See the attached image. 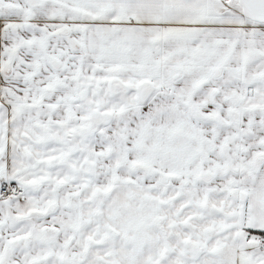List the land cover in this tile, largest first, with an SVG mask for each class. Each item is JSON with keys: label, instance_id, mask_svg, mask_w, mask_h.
<instances>
[{"label": "snow or ice", "instance_id": "6c2138e0", "mask_svg": "<svg viewBox=\"0 0 264 264\" xmlns=\"http://www.w3.org/2000/svg\"><path fill=\"white\" fill-rule=\"evenodd\" d=\"M0 264H264V0H0Z\"/></svg>", "mask_w": 264, "mask_h": 264}]
</instances>
